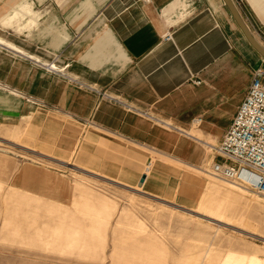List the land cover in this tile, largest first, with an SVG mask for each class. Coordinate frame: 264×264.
Masks as SVG:
<instances>
[{
	"label": "crops",
	"instance_id": "obj_1",
	"mask_svg": "<svg viewBox=\"0 0 264 264\" xmlns=\"http://www.w3.org/2000/svg\"><path fill=\"white\" fill-rule=\"evenodd\" d=\"M233 2L264 46V0ZM262 65L224 0H0V108L59 112L157 153L188 204L221 158L182 130L220 142Z\"/></svg>",
	"mask_w": 264,
	"mask_h": 264
},
{
	"label": "rangeland",
	"instance_id": "obj_2",
	"mask_svg": "<svg viewBox=\"0 0 264 264\" xmlns=\"http://www.w3.org/2000/svg\"><path fill=\"white\" fill-rule=\"evenodd\" d=\"M22 109L0 108V264H264L262 193L207 167L196 170L203 195L185 203L166 169L156 175L157 153L59 112ZM182 133L210 154L220 143Z\"/></svg>",
	"mask_w": 264,
	"mask_h": 264
},
{
	"label": "built area",
	"instance_id": "obj_3",
	"mask_svg": "<svg viewBox=\"0 0 264 264\" xmlns=\"http://www.w3.org/2000/svg\"><path fill=\"white\" fill-rule=\"evenodd\" d=\"M49 67L57 69L54 64ZM108 97L130 111L150 115L125 101ZM162 122L170 126L169 123ZM214 149L221 158L212 165L214 175L242 181L258 193H264V65L254 69L246 96L229 129Z\"/></svg>",
	"mask_w": 264,
	"mask_h": 264
},
{
	"label": "water",
	"instance_id": "obj_4",
	"mask_svg": "<svg viewBox=\"0 0 264 264\" xmlns=\"http://www.w3.org/2000/svg\"><path fill=\"white\" fill-rule=\"evenodd\" d=\"M225 4L227 5L228 9L230 10L232 16L238 23L239 27L245 34L247 40L252 45V47L264 58V46L257 40V38L253 35L250 31L248 26L246 25L245 21L241 17L236 5L234 4L233 0H224ZM146 179V175H143L138 183L139 186H143Z\"/></svg>",
	"mask_w": 264,
	"mask_h": 264
},
{
	"label": "bare ground",
	"instance_id": "obj_5",
	"mask_svg": "<svg viewBox=\"0 0 264 264\" xmlns=\"http://www.w3.org/2000/svg\"><path fill=\"white\" fill-rule=\"evenodd\" d=\"M240 182H242V181H240ZM243 183V182H242ZM245 184V183H244ZM247 185V184H246ZM249 186V185H248ZM139 187H141V186H139ZM250 187V186H249ZM263 195H264V193H263Z\"/></svg>",
	"mask_w": 264,
	"mask_h": 264
}]
</instances>
